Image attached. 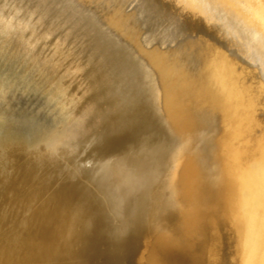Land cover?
<instances>
[{
  "label": "water",
  "instance_id": "95a60500",
  "mask_svg": "<svg viewBox=\"0 0 264 264\" xmlns=\"http://www.w3.org/2000/svg\"><path fill=\"white\" fill-rule=\"evenodd\" d=\"M186 8L0 0V264H184L186 250L198 264L238 263L233 246L214 258L193 220L211 210L210 147L264 129V99L231 42ZM144 17L150 32L116 62L130 66L120 88L112 66L100 70L113 55L95 47Z\"/></svg>",
  "mask_w": 264,
  "mask_h": 264
},
{
  "label": "bare ground",
  "instance_id": "6f19581e",
  "mask_svg": "<svg viewBox=\"0 0 264 264\" xmlns=\"http://www.w3.org/2000/svg\"><path fill=\"white\" fill-rule=\"evenodd\" d=\"M209 1H212L213 4H217V6H214L215 9L218 8L220 9V11H225L226 7L223 5H219L220 4L219 0H209ZM224 1L227 2L238 1L243 3L245 6L247 3L251 7H255L254 11H256V14L259 15V18L264 19V0H224ZM201 2L203 4V0H201ZM187 6L188 5H186V7ZM204 8H206V5ZM226 12L228 11L226 10ZM204 13L206 12L204 11ZM217 30H219L218 27ZM228 35H227V39H229ZM244 39L246 38H243V40ZM244 44L246 43L244 42ZM249 45L251 46V44ZM219 112L220 109L218 110L217 114H220ZM240 140H241V145L243 146L238 147L236 145L232 146L225 139V137L224 138L220 137L219 144L221 146L217 143V145L213 144L212 148L210 147L211 154L209 153L210 156L209 160L213 164V170L218 173L216 175V178L212 182L214 187H212L213 197H211V203H210V205L212 204L210 207L211 210L207 211L205 214L203 212L200 213L199 217H198L199 214L198 213L197 217L196 218L194 217L193 220L194 222L190 221V224L193 222L194 234H198V229L200 230V232L201 230H203V232L208 237L210 236L211 241H214L213 243L216 244V251H218L217 254L214 256V258L220 256L221 259L224 258L226 262L227 258H229L228 253L230 252V249L228 248L233 246L235 252L236 251L238 252V253L236 252L237 258L239 254V259L237 264H251L252 258L257 254L263 256V257L261 256L262 258L261 262L264 264V129L263 128L256 129L254 135H252V133L250 135L246 133L245 135H243V137H240ZM220 147H222V150ZM248 151H251L250 155H248L247 153ZM180 155L181 154L179 153V156ZM201 156H203V153H201ZM221 159L223 161L222 165L219 164L220 163L219 160ZM185 164L186 167L188 166L192 167L191 168L192 170L190 169L189 171L190 173L186 175L187 179L192 177V179L194 180V178H196L198 174L195 161L189 160L188 164L187 163ZM222 166H224V168ZM238 175L240 176L241 179L240 181H238L240 183V188L236 187L235 184V182L237 183L236 180L238 178L237 177ZM235 197L237 198L235 199ZM242 200H245V204L242 203ZM201 203L202 201L200 198V205ZM233 206L235 209L234 211L235 214H234V219H232V223L230 227V225H228L229 222L227 220L228 210H231ZM185 225H187V227ZM181 226H183L182 227L183 230L180 231L179 233L178 236L179 241L180 243H184L186 245L190 233L189 221H185V219H182ZM228 230L229 233H231L230 235L227 234ZM236 247L238 249H236ZM241 258H242V262L240 263L239 260H241ZM195 260L193 259V255L191 254L190 251L186 250L184 252V259H183L184 264H198L199 261H195Z\"/></svg>",
  "mask_w": 264,
  "mask_h": 264
},
{
  "label": "rangeland",
  "instance_id": "374dc122",
  "mask_svg": "<svg viewBox=\"0 0 264 264\" xmlns=\"http://www.w3.org/2000/svg\"><path fill=\"white\" fill-rule=\"evenodd\" d=\"M174 1L176 3H180L183 5L188 3L186 4L188 6L185 12L188 18H192L193 20L197 19L200 23L203 22V24L208 29H210L212 32H216L219 34L222 33L221 35L223 36L224 34L226 35L224 36V38L226 37L225 39L231 42L228 45L232 44L231 45L232 49L230 48L231 51L234 52V54L236 55V57H238L240 62L246 63L244 70L246 72L247 71L253 72V79L255 80L254 84L256 83V86L255 85L254 86L255 88H257L258 86L260 87V89L258 87L259 91L258 89L256 90L260 94V96H262V98L264 99V19L259 18V15L256 14V11H254L255 7H251L247 3L245 6L243 3L238 2V1L227 2L224 0L223 1L219 0L220 1L219 5H223L226 7L225 11H220V9L218 8L215 9L214 7V6H217V4H213L212 1H209V0H203V4L201 0H174ZM193 4L194 5L198 4L199 6L198 5L194 6ZM201 4L204 7L206 5V8H204ZM226 10L228 12H226ZM204 11L206 13H204ZM240 26L242 27V29ZM217 27L219 30H217ZM237 29H239L240 31ZM147 32H150V17L141 18L137 24L132 25L131 30L125 36L123 37L117 36L113 40L112 47H109V46L106 47L102 45H98L97 47H95V49H97L101 53H104L105 55H108V54L113 55L114 58L110 56V58L106 61L105 66L100 68V70L108 69L109 67L112 66L120 74L118 75V78H117V82L119 83L120 88L126 87L127 84H129L130 82V77H129L130 66L120 67L117 65L116 62L118 61L119 57L125 55V53H128L132 49L139 47V44H140L139 39ZM231 33H232V36H231ZM227 35L229 39H227ZM243 38H246V39L243 40ZM98 42L100 41H96L95 43H98ZM244 42L246 44H244ZM249 44H251V46ZM248 53H251V54H248ZM84 89H86L85 96L87 98L92 88L90 86H85ZM80 101L82 100L80 99ZM262 107L264 111V102L262 103ZM261 256L262 255L260 254H257L256 256H254L251 260V264H263L261 262V259H262Z\"/></svg>",
  "mask_w": 264,
  "mask_h": 264
}]
</instances>
